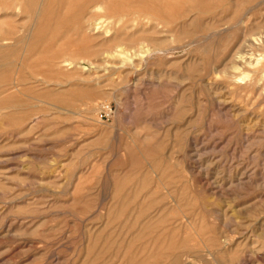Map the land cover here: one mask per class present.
I'll return each instance as SVG.
<instances>
[{"label": "rangeland", "instance_id": "374dc122", "mask_svg": "<svg viewBox=\"0 0 264 264\" xmlns=\"http://www.w3.org/2000/svg\"><path fill=\"white\" fill-rule=\"evenodd\" d=\"M183 1L108 19L158 52L79 56L35 52L36 9L0 2L21 19L0 53V264H264V53L241 45L264 0Z\"/></svg>", "mask_w": 264, "mask_h": 264}, {"label": "bare ground", "instance_id": "6f19581e", "mask_svg": "<svg viewBox=\"0 0 264 264\" xmlns=\"http://www.w3.org/2000/svg\"><path fill=\"white\" fill-rule=\"evenodd\" d=\"M4 1V5L7 6V8H9V10L7 11H11L10 9L13 8V6H15L17 8V4L20 5V10L22 13H26L28 14L30 10L32 9H36L35 10V33L33 32V36H34V42L35 44L38 43L37 45L34 44V48L37 49L35 52L37 53H67V55L69 53H156L158 51L154 50V45L153 46H146L141 44V46L139 45V47L137 46H133L134 42L138 41L140 39L137 40L135 39V37L133 38V30H130L132 33V36H130L129 33L124 34L122 32V28H118L115 24L117 23L116 21H120V19L122 18L121 16L128 13L131 10H135L136 8L140 7H145L146 8V12H154L156 11L157 13H160L161 11L163 12V10L165 8L170 9V6L172 7L173 4H175L174 6H176V4L178 2H181L182 0H38L37 2L35 1V3L32 4L33 0H27L29 2H26L25 0H0ZM33 1V2H34ZM185 1V0H184ZM183 1V2H184ZM205 0H200V4L204 3ZM219 1V0H218ZM186 2V1H185ZM188 2V1H187ZM194 2V1H193ZM206 2V1H205ZM209 2V1H208ZM182 3V2H181ZM191 3V2H189ZM179 4V3H178ZM183 4V3H182ZM185 4V3H184ZM187 4V3H186ZM192 4V3H191ZM199 4V5H200ZM207 4V3H206ZM3 5V4H2ZM3 5V6H4ZM36 5V8L35 6ZM197 5V3H196ZM197 5V6H199ZM203 4H201L202 6ZM214 5V4H213ZM1 6V5H0ZM188 6V5H187ZM193 6V5H192ZM206 6V5H205ZM204 9V5L202 6ZM207 7V6H206ZM211 7V4H210ZM3 8V7H2ZM6 8V9H7ZM177 8V7H175ZM179 8V7H178ZM177 8V11H178ZM189 8H190V4H189ZM193 8V7H192ZM182 9V8H181ZM194 9V8H193ZM202 9V10H203ZM14 10V9H13ZM12 10V11H13ZM138 10V11H139ZM171 10V9H170ZM201 10V11H202ZM205 10V9H204ZM2 12V9L0 10ZM136 11V10H135ZM174 11V10H173ZM14 12V11H13ZM16 12V10H15ZM32 12V11H31ZM134 12V11H133ZM143 12V11H142ZM179 12V11H178ZM182 12V11H181ZM19 13V12H18ZM13 14L10 13L11 16H14L16 19L18 18V20L20 21V17L19 14ZM137 13V12H136ZM135 13V14H136ZM140 13V12H139ZM169 14V12H167ZM174 13H176L174 11ZM4 14V15H3ZM0 15V53H4L6 50H3L4 48L2 47V44L7 42L8 39L12 38L13 32H12V26L10 25V22H12L13 19H11L9 16L8 18H6L4 20V16H6V12ZM31 14V13H29ZM130 14V13H129ZM152 14V13H151ZM166 14V13H165ZM167 14V15H168ZM181 15V13H179ZM178 13L176 15H179ZM8 15V14H7ZM132 15H134L132 13ZM137 15V14H136ZM135 15V17H136ZM140 14H138L137 16H139ZM143 15V14H142ZM160 15V14H159ZM164 15V14H162ZM161 15V16H162ZM170 16L172 14H169ZM168 15V16H169ZM175 15V17H176ZM264 15V14H263ZM145 16V14H144ZM158 16V15H157ZM167 16V17H168ZM169 16V17H170ZM174 16V15H173ZM171 16V17H173ZM25 17V16H24ZM27 17V16H26ZM127 18H130L129 16H126ZM166 17V16H165ZM166 17V18H167ZM178 17V16H177ZM153 18V17H151ZM15 19V20H16ZM108 19H112L114 20L116 23L114 24L113 22L109 23ZM142 19V17L140 18V20ZM147 19V18H146ZM156 19V17H155ZM164 19V17H163ZM177 19V18H176ZM226 19V18H225ZM261 20L259 21V23H256L255 26L251 24V26L248 28L247 34H245L244 39L241 43V45L244 48H247V50H252V51H257V53H264V17L260 18ZM130 19H127V21H129ZM134 20V17H133ZM162 20V19H161ZM167 20V19H166ZM165 20V21H166ZM174 20V19H173ZM172 20V21H173ZM14 21V20H13ZM24 21V20H23ZM136 21V20H135ZM148 21V20H146ZM164 21V22H165ZM18 22V21H17ZM21 22V21H20ZM19 22V23H20ZM124 22V21H123ZM141 22V21H140ZM139 22V24H140ZM155 22V21H153ZM163 22V24H164ZM168 22V21H166ZM239 22V21H238ZM258 22V21H257ZM15 23V21H14ZM128 23V22H126ZM136 25V22H134ZM149 23V22H148ZM156 23V22H155ZM123 24V23H122ZM133 24V23H132ZM131 24V25H132ZM151 24V22H150ZM161 24V23H159ZM179 24V23H178ZM186 25V23H184ZM21 25V24H20ZM119 26V24H117ZM116 26V27H115ZM138 26V25H137ZM140 27H138L139 29L142 27V24L139 25ZM152 26V25H151ZM156 26V25H155ZM158 26V25H157ZM156 26V27H157ZM161 26V25H160ZM15 27V25H14ZM147 27V26H146ZM153 27V26H152ZM179 27V25H178ZM181 27V25H180ZM22 27H20L21 29ZM66 28H71V31L69 33L64 34V30ZM129 28V27H128ZM160 28V27H159ZM158 28V29H159ZM184 28V27H183ZM15 29V28H14ZM18 29V27H17ZM50 29H53V32L51 34V36L46 37L47 33L49 32ZM127 29V28H126ZM125 29V30H126ZM132 29V26L131 28ZM137 29V28H136ZM152 30L154 28H151ZM149 28V30H151ZM220 29V28H219ZM138 30V29H137ZM142 30V28H141ZM146 30L143 29V31ZM164 30V29H162ZM178 30V29H177ZM176 30V31H177ZM100 31L102 32V34L100 33ZM124 31V30H123ZM139 31V30H138ZM136 31V32H138ZM148 32V28L146 30ZM144 31V32H146ZM160 31V30H159ZM179 31V30H178ZM19 32V31H18ZM99 32V33H98ZM129 32V31H128ZM135 32V31H134ZM135 32L134 35H137ZM140 32V31H139ZM151 32V31H150ZM149 32V33H150ZM169 31H167L166 33H168ZM184 32V29L183 31ZM179 32V33H181ZM16 33V32H15ZM89 33H97L95 35L93 34H89ZM158 33V30H157ZM155 32V34H157ZM246 33V32H245ZM129 34V35H128ZM158 34H161V32H159ZM16 35V34H15ZM22 35V34H21ZM24 35V34H23ZM26 35V34H25ZM28 35V34H27ZM26 35V37H27ZM32 35V34H31ZM63 35L62 40L57 43L55 42L59 37L61 38V36ZM152 37V34H149ZM32 36V37H33ZM146 36V35H145ZM148 36V34H147ZM146 36V37H147ZM31 37V38H32ZM25 38V37H24ZM150 38V37H149ZM153 38V37H152ZM98 39V41H97ZM153 39H157V38H153ZM159 39V38H158ZM157 39V40H158ZM11 40V39H10ZM21 40V38H20ZM141 40V39H140ZM139 40V42H140ZM145 40V37H144ZM12 41V40H11ZM15 41V40H14ZM97 41V42H96ZM146 44H147V39L145 40ZM149 41V40H148ZM21 43V41H19ZM138 42V43H139ZM151 42V41H150ZM153 42V41H152ZM157 42V41H156ZM17 43V41L15 42V44ZM19 43V44H20ZM144 43V42H143ZM154 44V43H153ZM136 45V43L134 44ZM138 45V44H137ZM157 45V43H156ZM16 45H14L15 47ZM30 46V45H29ZM5 47V46H4ZM8 47V46H7ZM33 48V45L31 46ZM10 48V47H9ZM7 48V50L9 49ZM30 48V47H29ZM33 48V49H34ZM31 49V48H30ZM32 50V49H31ZM246 50V51H247ZM11 51V48H10ZM242 51V50H241ZM260 51V52H259ZM28 52V51H27ZM34 52V53H35ZM244 52V51H243ZM242 52V53H243ZM5 53H8L7 51ZM4 53V54H5ZM10 53V52H9ZM31 53V52H30ZM160 53V52H159ZM241 53V52H240ZM250 53V51H249ZM256 53V52H254ZM11 54V53H10ZM32 54V53H31ZM70 54V55H71ZM93 54V55H94ZM239 54V53H237ZM33 55V54H32ZM31 55V61H32V56ZM45 55V54H43ZM75 55V54H74ZM120 55V54H119ZM39 56V54L37 55ZM46 56V55H45ZM49 56V55H48ZM77 56V55H76ZM75 56V57H76ZM105 56V55H103ZM110 56V55H109ZM112 56V55H111ZM10 57V56H9ZM42 57V56H41ZM51 57V56H50ZM53 57V56H52ZM72 57V55H71ZM70 57V58H71ZM83 57V56H82ZM236 57V54H235ZM239 57V56H238ZM241 57V56H240ZM239 57V58H240ZM243 57H245V55H242V57L240 58L241 60H243ZM46 58V57H45ZM257 58V57H256ZM259 58V57H258ZM28 59V58H27ZM36 59V58H35ZM48 59V57H47ZM246 59V57H245ZM244 59V60H245ZM261 59V58H259ZM25 60V59H24ZM60 60V57H59ZM58 60V61H59ZM103 60V59H102ZM243 60L244 65L245 63H247V65L250 63H248L246 60V62ZM255 60V59H254ZM44 61V59H43ZM47 61V60H46ZM52 61L55 63V60L52 59ZM52 61H50L51 63H53ZM67 61V60H66ZM225 61V60H224ZM238 61V58L236 59V62ZM257 61V59L255 60ZM254 61V62H255ZM25 62V61H23ZM29 62V61H27ZM35 62V60L33 61ZM49 62V61H48ZM49 62V63H50ZM64 61H62L63 63ZM252 62V61H251ZM259 62V61H258ZM2 63V62H1ZM60 63V61L58 62ZM57 63V64H58ZM70 63V62H69ZM86 63V62H85ZM238 63V62H237ZM3 64V63H2ZM32 64V62H31ZM92 64V63H90ZM121 64V63H120ZM233 64V63H232ZM255 64V63H254ZM257 64V63H256ZM255 64V65H256ZM29 65V64H28ZM48 65V64H46ZM63 65L60 66L63 68ZM241 65V64H239ZM5 66V64H4ZM7 66V65H6ZM25 66V65H24ZM27 66V64H26ZM25 66V67H26ZM57 66V65H56ZM70 66V65H68ZM234 66V65H233ZM243 66V65H242ZM3 67V66H2ZM1 67V68H2ZM8 67V66H7ZM33 67V66H32ZM47 67V66H46ZM66 67V66H65ZM85 67V66H84ZM244 67V66H243ZM27 68V67H26ZM29 68H31V66H29ZM44 68V67H43ZM90 68V67H89ZM33 69V68H31ZM29 69V70H31ZM235 69V68H234ZM237 69V68H236ZM264 69V67H263ZM41 70V68H40ZM39 70V71H40ZM44 70V69H43ZM47 70V68H46ZM54 70V69H53ZM56 70V69H55ZM63 70V69H62ZM34 71V70H32ZM65 71V70H64ZM74 71V70H73ZM234 71V70H233ZM31 72V71H30ZM42 72V71H40ZM245 72V71H243ZM251 72V71H250ZM32 73V72H31ZM49 72H46V74ZM55 72L53 71V74ZM58 73V72H56ZM55 73V74H56ZM76 73V71H75ZM248 73V72H247ZM55 74L53 75L54 77H57V74L55 76ZM218 74V73H217ZM232 74V73H231ZM43 75V74H42ZM51 75V74H50ZM60 75V74H59ZM64 75V73L62 74ZM67 75H69L67 73ZM66 75V77L68 78V76ZM73 75V74H72ZM75 75V74H74ZM82 75V74H81ZM246 75H250L246 74ZM71 76V75H70ZM69 76V77H70ZM238 76V75H237ZM240 76V75H239ZM244 76V75H243ZM41 77V76H40ZM47 77V75H46ZM72 77V76H71ZM172 77V76H171ZM174 77V76H173ZM43 78V77H42ZM61 78V77H60ZM242 78V77H241ZM245 78V77H244ZM260 78V77H259ZM264 78V77H263ZM262 78V79H263ZM45 79V78H43ZM53 79V78H52ZM62 79V78H61ZM88 79V78H87ZM179 79V78H178ZM41 80V79H40ZM46 80V79H45ZM48 80V78H47ZM54 80V79H53ZM63 80V79H62ZM80 80V78H79ZM82 80V79H81ZM84 80V79H83ZM240 80V79H239ZM242 80V79H241ZM51 81V80H50ZM57 81V80H56ZM45 82V81H44ZM47 82V81H46ZM54 82V81H53ZM61 82V81H60ZM157 82V81H156ZM208 82V81H207ZM259 82V81H258ZM43 83V82H42ZM63 83V82H62ZM47 84V83H46ZM57 84V83H56ZM15 88V87H14ZM264 88V87H263ZM50 91V90H49ZM50 93V92H49ZM48 94V93H47ZM206 161V160H205ZM140 210V209H139ZM168 218V217H167ZM166 218V219H167ZM258 221V220H257ZM142 226V225H141ZM155 227V225H154ZM141 228V227H140ZM150 230V229H149ZM142 231H144L142 229ZM141 231V232H142ZM145 232V231H144ZM147 232V230H146ZM165 232V231H164ZM166 233V232H165ZM147 237V236H146ZM162 237V236H161ZM158 238V237H157ZM159 239V238H158ZM158 241V240H157ZM160 241V240H159ZM156 242V241H155ZM145 244V243H144ZM149 244V243H148ZM168 244V243H167ZM171 244V243H170ZM169 245V244H168ZM177 245V244H176ZM179 245V243H178ZM163 246V245H162ZM153 247V245L151 246ZM164 247V246H163ZM162 247V248H163ZM183 247V246H182ZM138 248V247H137ZM136 248V249H137ZM155 248V247H154ZM160 248V247H159ZM176 248V247H175ZM216 248V247H215ZM135 249V250H136ZM140 249V248H139ZM147 249V248H146ZM149 249V248H148ZM152 249V248H151ZM168 249V248H165ZM177 249V248H176ZM217 249V248H216ZM143 250V249H142ZM163 250V249H162ZM254 250V248H253ZM151 251V250H150ZM126 252V251H125ZM136 252V251H135ZM138 252V251H137ZM140 252V251H139ZM144 252V251H143ZM141 252V254L143 253ZM149 252V251H148ZM147 252V253H148ZM159 252V249H158ZM167 252V251H166ZM233 252V251H232ZM145 253V254H147ZM154 253V252H153ZM135 254V253H134ZM138 254V253H137ZM155 254V253H154ZM163 254V253H162ZM123 255V254H122ZM125 255V253H124ZM130 255V254H129ZM140 255V254H139ZM149 255V253H148ZM165 255V254H164ZM167 255V254H166ZM170 255V254H169ZM172 255V254H171ZM232 255V254H231ZM128 256V255H127ZM135 256V255H134ZM175 256V255H174ZM132 257V256H131ZM139 257V256H138ZM150 257V256H149ZM166 257V256H165ZM169 257V256H168ZM166 257V258H168ZM180 257V256H178ZM230 257V256H229ZM136 258V256H135ZM145 258H147L145 256ZM152 258V257H151ZM164 258V257H163ZM172 260V257H170ZM174 258V257H173ZM232 258V257H231ZM149 259V258H148ZM160 259V257H159ZM139 260V259H138ZM150 260V259H149ZM132 261V260H131ZM145 261V260H144ZM148 261V260H147ZM156 262V261H155ZM159 262V261H158ZM161 262V259H160ZM167 262V261H166ZM172 262V261H171ZM178 262V261H177ZM135 263V262H132ZM143 263V262H142ZM149 263V262H148ZM124 264V262L122 263ZM129 264V263H128ZM144 264V263H143ZM158 264V263H157ZM161 264V263H160ZM171 264V263H169Z\"/></svg>", "mask_w": 264, "mask_h": 264}, {"label": "built area", "instance_id": "2783aa9c", "mask_svg": "<svg viewBox=\"0 0 264 264\" xmlns=\"http://www.w3.org/2000/svg\"><path fill=\"white\" fill-rule=\"evenodd\" d=\"M114 114V107L109 102H102L99 104L96 111V118L100 122L107 121Z\"/></svg>", "mask_w": 264, "mask_h": 264}]
</instances>
